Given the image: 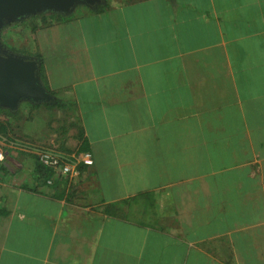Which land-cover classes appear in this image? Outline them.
Wrapping results in <instances>:
<instances>
[{"label":"crops","instance_id":"crops-1","mask_svg":"<svg viewBox=\"0 0 264 264\" xmlns=\"http://www.w3.org/2000/svg\"><path fill=\"white\" fill-rule=\"evenodd\" d=\"M100 7L36 31L51 102L0 109V264H264V0Z\"/></svg>","mask_w":264,"mask_h":264},{"label":"water","instance_id":"water-1","mask_svg":"<svg viewBox=\"0 0 264 264\" xmlns=\"http://www.w3.org/2000/svg\"><path fill=\"white\" fill-rule=\"evenodd\" d=\"M106 0H0V31L13 23L43 14L70 16L78 7L95 10ZM36 58L13 54L0 44V109L16 111L23 102L42 104L52 100L41 81Z\"/></svg>","mask_w":264,"mask_h":264},{"label":"rangeland","instance_id":"rangeland-1","mask_svg":"<svg viewBox=\"0 0 264 264\" xmlns=\"http://www.w3.org/2000/svg\"><path fill=\"white\" fill-rule=\"evenodd\" d=\"M80 13H81V8H76L73 11V13L67 17L74 18V17H77ZM43 15H49V14H43ZM38 16H42V15H38ZM38 16H35V17H38ZM31 18H34V17H31ZM31 18L23 22H20V23L10 24L4 27L0 31V44L4 49H6L10 53L17 54V55H20L26 58L27 57L31 59L35 58L33 57V54L31 53V51L33 50V42L36 36L35 33L38 29H41L42 26H39L41 22L38 18L37 19H31ZM30 114L34 115V111L31 110ZM9 115H11L9 112L0 111V117H3V119L7 120L5 122L7 131L5 135H2L3 137H6V138H8V135L10 134L9 129H10V123L12 122V119H8L10 118ZM13 115H16L15 117L18 118L17 120L18 124H19V121H21V124H23V131H25V128H24V121H26L25 114L18 113L17 115L16 113H14ZM21 115L24 117H22ZM37 115H42V113L37 112ZM29 120H31V116ZM29 124L31 125L29 127H33V125H35L36 127H39L42 124V120L36 118ZM0 137H1V134H0ZM0 146L1 147L3 146V141L1 140H0Z\"/></svg>","mask_w":264,"mask_h":264},{"label":"built area","instance_id":"built-area-1","mask_svg":"<svg viewBox=\"0 0 264 264\" xmlns=\"http://www.w3.org/2000/svg\"><path fill=\"white\" fill-rule=\"evenodd\" d=\"M37 158L42 166L51 169L61 177L67 179L79 176V165H83L85 167H90L93 165V160L89 153L78 154L72 159H69V161H66L62 160L51 151H40L37 154ZM4 159L5 154L2 147L0 146V163L3 162Z\"/></svg>","mask_w":264,"mask_h":264},{"label":"trees","instance_id":"trees-1","mask_svg":"<svg viewBox=\"0 0 264 264\" xmlns=\"http://www.w3.org/2000/svg\"><path fill=\"white\" fill-rule=\"evenodd\" d=\"M101 8H103V7H100V9ZM37 18L41 22L40 23L41 25L39 24V26H42V27L52 26L55 23L61 22V21L66 19V17L58 15V14L42 15V16L31 18V19H37ZM41 70H42V67L40 68V75H41V79H42ZM6 131H7L6 124H3L2 122H0V134H1L0 138L3 137L2 135L6 134ZM82 152H87V151L85 150Z\"/></svg>","mask_w":264,"mask_h":264}]
</instances>
